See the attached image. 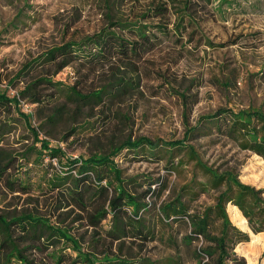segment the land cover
Here are the masks:
<instances>
[{
	"label": "trees",
	"instance_id": "1",
	"mask_svg": "<svg viewBox=\"0 0 264 264\" xmlns=\"http://www.w3.org/2000/svg\"><path fill=\"white\" fill-rule=\"evenodd\" d=\"M190 1L101 0L105 26L52 45L24 64L16 76L38 67L51 68L52 72L32 74L16 95L0 90V114L14 112L15 119L21 120L32 135V144L17 155L0 148V185L4 194L32 197L37 192L45 198L47 209L42 213L33 206L0 212V264H176L173 255L156 259L141 255L155 241L176 253L179 243L173 235L174 223L184 226L181 242L187 246L194 243L200 264H246L235 247L248 241L249 235L231 222L226 206L238 208L253 234L264 232V189L241 182L235 164H208L192 141L197 143L208 136L223 139L238 151L264 160V110L260 107H219L187 126L181 139L127 138L107 153L75 158L40 138L28 116L18 109L20 100L52 104L46 121L53 124L68 116H83L84 111L92 112L137 91L138 65L161 37H179L187 26L198 28L188 14ZM218 1L221 16L227 13L223 3L229 11L259 9L256 0H245L243 5L238 2L236 8L237 0ZM120 7L127 8L128 14L124 15ZM240 39L242 36L233 42L206 43L224 47ZM70 65L80 79L85 75L81 70L104 66H108L109 75L105 84L96 87L83 80L65 84L49 77ZM254 74L264 78V64ZM74 132L70 128L65 137ZM123 151H141L155 162L164 159L166 169L172 171L184 163L191 164L190 178L174 197L158 203L167 188V178L124 175L115 160ZM180 153L182 157L175 161ZM208 191L213 192L212 203L194 210L183 199L187 196L194 201Z\"/></svg>",
	"mask_w": 264,
	"mask_h": 264
},
{
	"label": "rangeland",
	"instance_id": "2",
	"mask_svg": "<svg viewBox=\"0 0 264 264\" xmlns=\"http://www.w3.org/2000/svg\"><path fill=\"white\" fill-rule=\"evenodd\" d=\"M244 1L237 0L234 8ZM256 1L259 9L253 12L229 11L223 3L227 13L221 16L217 11L218 0H211L210 4L191 0L188 14L198 28L185 27L184 23L186 29H181V36L163 35L138 65L139 89L95 107L92 112L84 111L83 116H68L51 124L46 117L51 113L52 104L20 100L18 109L28 116L29 124L40 138L74 158L107 153L127 138L181 139L187 126H193L200 116L212 114L219 107L254 106L264 110V78L254 74L264 64V0ZM118 9L128 14L127 8ZM105 24L101 0H0V90L8 96L16 95L32 74L52 72L51 68L38 67L16 76L24 64L52 45L91 34ZM238 36L242 39L234 45L218 47L206 43V40L214 45L233 42ZM80 72L85 74L83 79L70 65L49 77L65 84L83 80L96 87L105 84L109 75L108 66ZM226 79L228 82L224 83ZM0 126L1 149L17 155L32 144L29 128L15 119L14 112L0 114ZM70 128L75 129L74 134L65 137ZM192 143L208 164H235L241 182L264 189V160L260 157L209 136ZM181 157L182 153L176 155L175 161ZM115 160L124 175L153 174L167 178V188L158 203L174 197L190 178L191 164L177 166V171L167 170L164 159L155 162L144 157L141 151H123ZM53 164L56 165L54 160ZM31 196L4 194L0 185V212L37 206L44 213L45 198L37 192ZM212 197L213 192L208 191L194 201H189L187 196L183 199L194 210L211 204ZM227 213L237 228L249 234V240L239 243L235 252L245 258L246 264H264L262 235L251 233L238 214ZM172 227L179 243L176 253L155 241L141 255L147 254L153 259L173 255L176 264H200L194 255V243L187 246L181 242V236L186 233L184 226L174 223Z\"/></svg>",
	"mask_w": 264,
	"mask_h": 264
},
{
	"label": "crops",
	"instance_id": "3",
	"mask_svg": "<svg viewBox=\"0 0 264 264\" xmlns=\"http://www.w3.org/2000/svg\"><path fill=\"white\" fill-rule=\"evenodd\" d=\"M226 210H227V211H230V212H232V213H234V214H238L239 217L244 218V217L242 216L241 212L238 210V208L235 207V206H233V205H231V204H228V205H227ZM244 224L246 225L247 229L250 231V229H249L248 226H247L246 220H245ZM250 232H251V231H250ZM251 233H252V232H251ZM257 234L262 235V236H260V239L264 240V232H260V233H257ZM248 235H249V234H248Z\"/></svg>",
	"mask_w": 264,
	"mask_h": 264
}]
</instances>
